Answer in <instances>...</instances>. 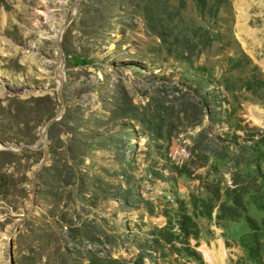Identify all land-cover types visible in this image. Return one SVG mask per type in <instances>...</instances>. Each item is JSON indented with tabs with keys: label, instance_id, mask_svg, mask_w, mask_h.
<instances>
[{
	"label": "rangeland",
	"instance_id": "obj_1",
	"mask_svg": "<svg viewBox=\"0 0 264 264\" xmlns=\"http://www.w3.org/2000/svg\"><path fill=\"white\" fill-rule=\"evenodd\" d=\"M0 146V264H264V0H0Z\"/></svg>",
	"mask_w": 264,
	"mask_h": 264
},
{
	"label": "water",
	"instance_id": "obj_2",
	"mask_svg": "<svg viewBox=\"0 0 264 264\" xmlns=\"http://www.w3.org/2000/svg\"><path fill=\"white\" fill-rule=\"evenodd\" d=\"M81 0H75V3H79ZM73 14L71 13L70 17L68 18V20L65 22V24L63 25V27L60 29L59 32V38L57 40V60H56V65H55V73H56V80L58 83V89H57V100H58V104H59V108L58 111L54 114V116L52 118H50L47 122H45L41 128L39 129V138H40V142L42 144V148H43V158L40 162V164L38 165V167L35 169L34 173H33V185L35 184V180L36 177L38 175V173L40 172L41 168L45 165L47 158H48V146L46 144V133L47 130L55 123L59 122L62 118V115L64 114V105H63V95H62V88H63V73L61 71V63H62V58H63V50L61 47V33L63 32V30L65 28L68 27V25L70 24L71 20H72ZM0 149H10L7 146H0ZM34 187V186H33ZM34 199V196H33ZM13 237V236H12ZM9 259L10 261L12 260V253H11V243L9 241Z\"/></svg>",
	"mask_w": 264,
	"mask_h": 264
},
{
	"label": "bare ground",
	"instance_id": "obj_3",
	"mask_svg": "<svg viewBox=\"0 0 264 264\" xmlns=\"http://www.w3.org/2000/svg\"><path fill=\"white\" fill-rule=\"evenodd\" d=\"M242 27H243V24L238 25V28H241L242 29ZM56 38H57V36H56ZM58 38H59V34H58ZM253 120H254V123H256L257 125H260L261 124V120L257 116H255V118H253ZM207 255H208V258H209V261H210L211 264H220L221 263V257L223 255L222 252H215V251H213L211 253H208Z\"/></svg>",
	"mask_w": 264,
	"mask_h": 264
},
{
	"label": "trees",
	"instance_id": "obj_4",
	"mask_svg": "<svg viewBox=\"0 0 264 264\" xmlns=\"http://www.w3.org/2000/svg\"><path fill=\"white\" fill-rule=\"evenodd\" d=\"M74 62H75V65H81V64L87 63V61L85 60H75Z\"/></svg>",
	"mask_w": 264,
	"mask_h": 264
}]
</instances>
